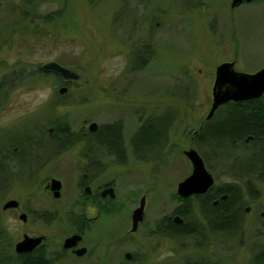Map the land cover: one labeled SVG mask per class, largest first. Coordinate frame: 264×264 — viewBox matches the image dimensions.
Listing matches in <instances>:
<instances>
[{
	"label": "rangeland",
	"instance_id": "rangeland-1",
	"mask_svg": "<svg viewBox=\"0 0 264 264\" xmlns=\"http://www.w3.org/2000/svg\"><path fill=\"white\" fill-rule=\"evenodd\" d=\"M232 1L50 0L31 6L24 0H0V82L11 83L0 94L1 147L8 140L1 136L4 131L17 144L18 139L40 136L55 121L51 106L60 97L59 79L37 73L40 65L52 60L80 74L67 95L69 103L56 108L73 130H88L92 122L99 126L123 122L128 161L120 164L114 155H98L106 169L97 183L114 182L116 197H106L109 213L95 223L88 238L90 243H101L96 250L99 254L108 245L109 253L100 256L106 264H185L196 259L209 264H251L254 245L258 244V252L264 250V174L242 168L254 161L258 145L228 147L226 140L206 134V144L194 141V132L212 107L217 67L233 61L236 70L249 73L264 67V0L235 7ZM64 5L61 16L44 18V13L60 11ZM142 43H149L154 55L144 68H138L131 53ZM165 112L174 115L165 153L157 160L135 159L130 141L136 129L142 121L149 122L150 115ZM229 116L223 109L209 121L215 119L212 130L225 124ZM85 145L79 140L73 149L75 158L69 149L53 155L44 168V176L58 171L57 177H63L65 196L61 201L42 194L32 179L34 169L26 161L29 146L23 154L25 160L6 162L5 167L0 163V225L9 229L12 239L22 236L21 230L12 228L13 217L2 212L4 202L12 196L37 208H58L59 217L50 223L29 225L36 233L48 234L52 248L58 249L61 239L71 233L65 210L80 198L75 183L86 163ZM45 146L42 154L49 157L54 151ZM191 148L204 158L214 185L240 184L244 205L242 233L210 235L203 247L190 238H171L156 230L158 222L182 204L177 188L192 173V163L184 152ZM75 161L80 167L77 173ZM12 171L16 172L13 176ZM143 195L145 218L138 231L128 233L131 215ZM81 204H87L86 198ZM248 206L251 210L246 212ZM200 216L198 211L196 218L201 223ZM126 252L134 253L137 261L126 258ZM95 263L64 257L55 264Z\"/></svg>",
	"mask_w": 264,
	"mask_h": 264
},
{
	"label": "flooded vegetation",
	"instance_id": "flooded-vegetation-1",
	"mask_svg": "<svg viewBox=\"0 0 264 264\" xmlns=\"http://www.w3.org/2000/svg\"><path fill=\"white\" fill-rule=\"evenodd\" d=\"M60 77V80L56 83L59 85L58 91L60 97L58 100H55V102L51 106V110L56 115L55 121L46 125L42 130L43 133L40 136L36 138L28 137L18 139L19 142L17 144H14V142H12L8 137L9 134L4 131V134H2L1 136H5L8 140L7 142H4L6 140L4 139L3 147L0 146V163L5 167L6 162L8 163L14 160L15 162L25 160V155L23 154L26 153L25 149L27 146H29L31 148V152L27 155L26 161L28 159L30 166H33L34 172L32 173V179L35 180V183H37V185H40V191L42 192V194L50 196L54 201H61L65 196V181L63 177H57V175H59L58 171L55 174L52 173L44 176V168L53 155L69 149H71L73 157L75 158L73 149H75V146L77 145L79 140L84 141L86 145L82 148V153H84L85 155L86 163L84 167L81 168L82 172L81 174H78L75 183V185L78 186V189L81 192V194L79 195L80 198L70 206L71 209L65 210L66 221L71 224L73 230L71 231V233L66 234L63 239H61L59 245H57L58 249L52 248V246H50L51 243L49 242L48 234L42 233L40 231L36 233L35 230L29 228V225L34 224L37 221H40L44 225H46L47 222L50 223V221H53L54 219L59 217L60 212L58 208H56L55 206L50 207L46 205H42L37 208L32 205L30 201H26V203L23 202L19 196H12L7 199L4 204L12 199L17 200L19 204L7 209L2 207V212L13 217L15 223L14 227L12 228L21 230L22 236L17 240L14 238L12 239L10 237L9 229L7 230L5 229V227H2V225H0V264H55L64 257H71L76 262H80L81 260L92 262V260H96L98 264H106V259H103L100 256L107 255L109 253L108 245L104 244V247H102L103 254H99L96 250L100 247L101 243L99 244L98 241L95 242L94 240L93 241L95 243H90L88 241V238L89 233L92 231L95 223L101 218L102 215L104 216L105 214L109 213L108 204L104 201L106 197H116V191L113 184L114 182L107 181L97 183L99 174L101 173V171H104L106 169L105 164L102 161L100 162L98 160V155L102 152H106V154L109 155V147L101 146L103 144L99 142L101 139V136L99 134L101 133V128L108 124L102 126L98 125L94 129H91L89 127L88 130H73L66 116L57 113L56 108L58 105L69 103V100H67V95H69L70 93V89L73 85L74 80L66 79L61 74ZM2 82L3 81H1L0 83ZM63 87H66L65 91L61 90ZM231 102L237 103L240 101H228L224 104H221L216 109L214 115L211 118L206 117L205 122L200 125V128L198 130L209 127L208 124H211L216 119V117L218 116L217 112L221 110V107ZM151 116L154 117V115ZM214 117L215 119L212 122H209ZM116 122H121L123 129V122L121 120ZM143 123L144 121L141 122V125L136 129V132L133 136L137 135ZM198 130L194 133L196 134ZM79 133H81L83 137L86 138V140L78 139L77 136ZM121 137H124V135L122 134ZM252 140V136H248L244 142L250 143ZM45 144H48V146L51 144L49 147H51V149L54 151V153L49 157L46 155V153L42 154V149L46 147ZM76 165L77 170L75 171V173L79 172L80 169L77 163ZM15 174L16 172H11V176ZM54 179L61 182V187L59 189H54ZM225 184H228V182ZM222 185H224V183L220 184V186ZM214 186L215 185H213L212 187ZM111 187L114 188L113 195L110 192L106 193L107 189H110ZM58 193L59 195H57ZM204 194L194 193L187 197H183L181 205L188 206L191 204L193 198H198L200 195ZM224 195H227L226 198H223ZM85 198L87 200V204L83 207V204H81V202ZM228 198L229 194L223 193L219 196V198L214 200V204H218L220 200H226ZM215 201H217V203H215ZM248 208L249 210L247 211ZM250 210L251 206L245 208L246 212H249ZM262 213L264 214V212ZM177 215L182 218V223L175 220V216ZM131 218L133 226V213L131 215ZM169 218H171L178 224H189V222L186 221L184 217L174 212L173 214L169 215ZM143 220L139 222L138 228L135 231L132 230L131 226L130 230L127 232L134 233L138 231ZM73 235L80 236V238L76 239L75 242H68L66 244V239ZM26 236L43 238L37 244H23L20 246V242L25 240ZM125 257L129 258L130 260L134 259L137 261L136 255L134 253L126 252Z\"/></svg>",
	"mask_w": 264,
	"mask_h": 264
},
{
	"label": "trees",
	"instance_id": "trees-1",
	"mask_svg": "<svg viewBox=\"0 0 264 264\" xmlns=\"http://www.w3.org/2000/svg\"><path fill=\"white\" fill-rule=\"evenodd\" d=\"M50 0H24L28 5H34L38 3H45ZM54 1V0H53ZM66 4V1H65ZM64 5L60 11H51L44 13V18L55 19L61 16L65 9ZM60 13V14H59ZM129 18L128 20H131ZM132 57L137 59L134 66L138 68H144L154 55L153 48L146 43L139 44L134 47L131 53ZM41 76L50 77L55 76L60 80V74L46 70L41 65L37 69ZM27 71L22 70V72ZM75 81V80H74ZM11 86V83L4 80L0 83V94L8 90L7 85ZM223 109H227L230 116L226 119L225 124L215 126V130H212L211 124L209 127L198 130L194 133V141L196 144H206L204 135H212L215 140H226V144L229 146H237L242 144L243 146H249L252 144L258 145L259 149L256 152L255 159L242 168L250 170L249 173H258V175L264 174V95L251 99L248 101L231 102L221 107V110L217 112V115ZM174 115L171 112H165L161 115L154 114L146 119L149 122L143 123L137 135L131 139V151L135 159L139 161L157 160L165 153L169 131ZM211 126V127H210ZM121 122L114 124H108L101 128L100 143L109 147V155L115 156V161L120 164H126L128 161V151L125 145ZM248 136H252L253 140L250 143L244 142ZM78 139H85L81 133L78 134ZM83 137V138H82ZM212 137V138H213ZM88 141V138H87ZM244 165V164H243ZM251 165V167H249ZM248 167V168H246ZM237 184V185H236ZM250 191V189H249ZM223 193H228L229 198L226 200H220L218 204H214V200L219 198ZM181 197V196H180ZM240 184L236 182H228V184L215 185L210 188L209 191L200 195L198 198H193L191 204L188 206L181 205L174 213L184 217L189 224H178L174 222L169 216L162 218L158 222L156 228L157 232L167 237H182L190 238L196 246L203 247L209 243L208 238L210 235H236L242 233L243 222V204L241 203ZM183 197H181V200ZM200 211L202 222H198L196 218L197 212ZM200 220V219H199ZM258 244L254 245L255 254L251 259V264H264V250L258 252ZM185 264H209L204 260L187 261Z\"/></svg>",
	"mask_w": 264,
	"mask_h": 264
},
{
	"label": "water",
	"instance_id": "water-1",
	"mask_svg": "<svg viewBox=\"0 0 264 264\" xmlns=\"http://www.w3.org/2000/svg\"><path fill=\"white\" fill-rule=\"evenodd\" d=\"M252 0H233L232 7L238 6L243 2H250ZM42 67L46 70L54 71L61 74L66 79L78 80L80 74L59 62L52 60L44 63ZM66 90V87L61 89ZM264 95V67L256 72L249 73L244 71H239L235 69V62H224L217 67L216 79L213 86V102L212 107L207 115V118H211L216 109L228 101H243L248 99L259 98ZM98 124L92 122L90 128L94 129ZM189 160L192 163L193 169L192 173L186 177L183 181L178 184L177 192L182 197H187L194 193L204 194L213 185L215 178L210 170L207 168L206 163L202 155L195 148L184 151ZM60 181L54 179L53 187L54 189H59L61 187ZM110 192L112 195L114 193V188L111 187L107 189L106 193ZM59 195V193L57 194ZM224 195L223 198H226ZM217 203V201H215ZM19 202L17 200L7 201L3 207L5 209L17 206ZM146 206V195H143L140 204L133 211V226L132 230L138 228L139 222L144 219ZM249 208L247 209V211ZM177 222L182 223L183 220L180 216H175ZM43 237H29L26 236L25 240L20 242V246L23 244H37L42 240ZM80 236L73 235L66 239V244L68 242H75Z\"/></svg>",
	"mask_w": 264,
	"mask_h": 264
}]
</instances>
